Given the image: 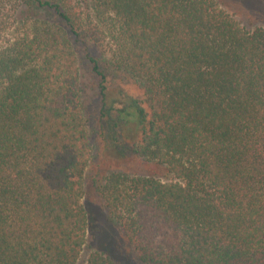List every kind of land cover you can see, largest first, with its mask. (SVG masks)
Here are the masks:
<instances>
[{
	"label": "trees",
	"instance_id": "obj_1",
	"mask_svg": "<svg viewBox=\"0 0 264 264\" xmlns=\"http://www.w3.org/2000/svg\"><path fill=\"white\" fill-rule=\"evenodd\" d=\"M89 184L144 264H264V26L218 0H0V264H77Z\"/></svg>",
	"mask_w": 264,
	"mask_h": 264
},
{
	"label": "rangeland",
	"instance_id": "obj_2",
	"mask_svg": "<svg viewBox=\"0 0 264 264\" xmlns=\"http://www.w3.org/2000/svg\"><path fill=\"white\" fill-rule=\"evenodd\" d=\"M222 7L231 12L244 26L252 28L264 26V0H218ZM109 80L113 88L124 87L130 93L145 98L140 89L139 81L130 74L117 73L109 69ZM86 102L88 115L92 124L100 115V94L87 81ZM97 122V121H96ZM112 160V159H111ZM114 168H124L132 173H150L161 179L170 181L172 175L167 170L154 162L144 161L138 156H129L114 160L110 163ZM89 216L88 241L77 264H85L92 250H103L114 257L120 264H144L135 253L128 239L119 226L110 219L105 203L97 192V189L89 184L87 193L83 199Z\"/></svg>",
	"mask_w": 264,
	"mask_h": 264
}]
</instances>
